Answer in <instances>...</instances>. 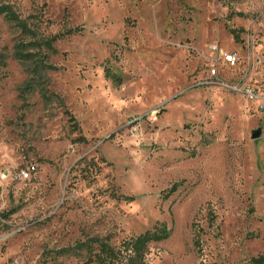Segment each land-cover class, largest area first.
<instances>
[{
  "label": "rangeland",
  "instance_id": "obj_1",
  "mask_svg": "<svg viewBox=\"0 0 264 264\" xmlns=\"http://www.w3.org/2000/svg\"><path fill=\"white\" fill-rule=\"evenodd\" d=\"M0 2L45 37L76 30L45 101L0 14V264H89L80 243L156 225L148 264L264 255V0Z\"/></svg>",
  "mask_w": 264,
  "mask_h": 264
},
{
  "label": "trees",
  "instance_id": "obj_2",
  "mask_svg": "<svg viewBox=\"0 0 264 264\" xmlns=\"http://www.w3.org/2000/svg\"><path fill=\"white\" fill-rule=\"evenodd\" d=\"M0 14L20 33V38L13 47V57L25 67L29 76L25 84L26 91L36 92L43 100L50 101L53 96L56 97L48 94L46 75L48 71L55 69L49 63L50 57L56 53L53 44L64 35L75 33L76 30H67L53 37H45L38 32L36 25L28 24L27 20L21 19L9 5L0 2ZM111 78L116 79L113 76ZM56 99L62 103L59 97ZM71 119L74 121L73 118ZM169 236L170 230L167 227L156 225L139 235L125 238L117 246L111 245L107 238H90L86 243H80L77 248L86 250L89 264H148L146 256L149 245L162 242ZM195 243L198 244L199 241ZM249 264H264V255L251 258Z\"/></svg>",
  "mask_w": 264,
  "mask_h": 264
},
{
  "label": "built area",
  "instance_id": "obj_3",
  "mask_svg": "<svg viewBox=\"0 0 264 264\" xmlns=\"http://www.w3.org/2000/svg\"><path fill=\"white\" fill-rule=\"evenodd\" d=\"M224 61L229 63V64H234L236 61V57L233 54H225L224 55ZM211 73L214 74L215 72L212 71ZM28 176H29V170L28 169L22 170L19 172V178L20 179H23V180L28 179Z\"/></svg>",
  "mask_w": 264,
  "mask_h": 264
},
{
  "label": "water",
  "instance_id": "obj_4",
  "mask_svg": "<svg viewBox=\"0 0 264 264\" xmlns=\"http://www.w3.org/2000/svg\"><path fill=\"white\" fill-rule=\"evenodd\" d=\"M259 136H260V133L259 132H254V133H252L251 138L256 139Z\"/></svg>",
  "mask_w": 264,
  "mask_h": 264
}]
</instances>
